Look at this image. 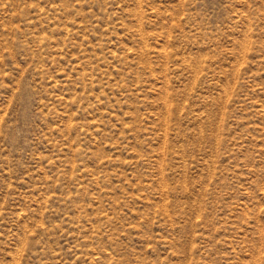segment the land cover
I'll list each match as a JSON object with an SVG mask.
<instances>
[{
	"label": "rangeland",
	"instance_id": "obj_1",
	"mask_svg": "<svg viewBox=\"0 0 264 264\" xmlns=\"http://www.w3.org/2000/svg\"><path fill=\"white\" fill-rule=\"evenodd\" d=\"M0 264H264V0H0Z\"/></svg>",
	"mask_w": 264,
	"mask_h": 264
}]
</instances>
